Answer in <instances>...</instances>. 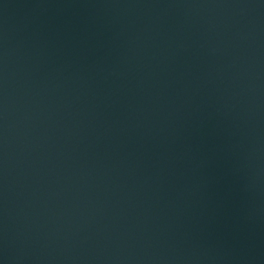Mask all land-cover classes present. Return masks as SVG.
I'll use <instances>...</instances> for the list:
<instances>
[{"label": "water", "instance_id": "1", "mask_svg": "<svg viewBox=\"0 0 264 264\" xmlns=\"http://www.w3.org/2000/svg\"><path fill=\"white\" fill-rule=\"evenodd\" d=\"M0 264H264V0H0Z\"/></svg>", "mask_w": 264, "mask_h": 264}]
</instances>
